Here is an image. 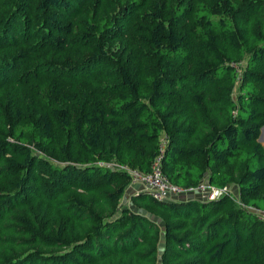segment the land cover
<instances>
[{"label":"trees","instance_id":"1","mask_svg":"<svg viewBox=\"0 0 264 264\" xmlns=\"http://www.w3.org/2000/svg\"><path fill=\"white\" fill-rule=\"evenodd\" d=\"M243 57L234 100L206 98L199 79L229 90ZM262 124L264 0H0V264H264ZM158 154L169 181L233 183L241 205L117 207L129 176L103 162Z\"/></svg>","mask_w":264,"mask_h":264},{"label":"rangeland","instance_id":"2","mask_svg":"<svg viewBox=\"0 0 264 264\" xmlns=\"http://www.w3.org/2000/svg\"><path fill=\"white\" fill-rule=\"evenodd\" d=\"M124 36L126 37L127 33H125ZM124 43H125L124 47H130L131 50H132L133 47L137 48V46L140 44L137 40H135L133 38V36H131L130 38L124 40ZM113 44H114V46H116L118 43L115 40L113 42ZM113 48H115V47H113ZM78 51H79L78 48L71 47L69 52H68V55L70 56V58H73V57L76 56ZM32 53H36L37 56H39V54H41V51H37L36 50V51H33ZM244 60H245V57L239 59L238 62H237L238 66L235 65V66H237V70H235V72L233 71V73H234L233 85H231L229 90H225L221 85H218L219 83L216 80H206L204 78L199 79L198 83L202 84L201 89L205 90V92H206L205 97L206 98L207 97H212L218 103H222L225 99L234 100V96H235V93L237 91L236 87H237V84H238V80H239V78L241 76V67L244 66ZM182 63H183V66L181 68H179L178 71H180V72L188 71V69L191 66L194 67V58H193V56H190L188 59H185L184 61H182ZM189 76L190 77H194L193 72L190 73ZM169 96L177 97V95H175V94H170ZM257 141L261 144L262 147H264V126L260 130L259 138L257 139ZM200 181L207 182L205 177L202 178ZM226 185H227L228 195L233 198V202L235 204L240 202L239 199H237L236 189L234 187V184L233 183H228ZM9 187H10V184H8L7 186H4L3 188H9ZM140 191H142V187L139 184H128V185H126L124 187V190H123V193H122L121 197L118 200L117 207L129 206L130 205L129 197L131 195H133L134 193L140 192ZM185 196L186 195H184V194H177V195L173 196L172 199H179V198H183ZM192 198L198 199L196 194H193ZM36 207H37V203L31 201L27 205L26 209H28V211H30V212H32L35 209L36 210H38V209L41 210L40 206H38V208H36ZM249 209L251 211H253V212L255 210V213H256V212H258L259 208L250 207ZM17 212L18 211H15V214H17ZM47 214L48 213H47V210H46L45 215H47ZM12 223H13V226H11V225L7 226L8 230L18 231V228L20 226H23L21 224L15 223V222H12Z\"/></svg>","mask_w":264,"mask_h":264},{"label":"built area","instance_id":"3","mask_svg":"<svg viewBox=\"0 0 264 264\" xmlns=\"http://www.w3.org/2000/svg\"><path fill=\"white\" fill-rule=\"evenodd\" d=\"M105 166H117L124 170L129 176V183L139 184L142 190L146 191L149 196L157 201L172 199L177 194L192 196L196 194L198 199L209 200L228 194L227 185H212L208 182L198 181L194 185L179 186L169 181L161 172L159 163V154L154 156L149 163L147 171H139L135 168H129L123 164H116L112 161L103 162ZM238 205H241L238 202ZM255 212V210H254ZM257 216L264 219V209H258Z\"/></svg>","mask_w":264,"mask_h":264},{"label":"water","instance_id":"4","mask_svg":"<svg viewBox=\"0 0 264 264\" xmlns=\"http://www.w3.org/2000/svg\"><path fill=\"white\" fill-rule=\"evenodd\" d=\"M263 126H264V124L260 125V127H259V133H260V129H261ZM259 133H258V135H257L256 139H258V138H259Z\"/></svg>","mask_w":264,"mask_h":264},{"label":"bare ground","instance_id":"5","mask_svg":"<svg viewBox=\"0 0 264 264\" xmlns=\"http://www.w3.org/2000/svg\"><path fill=\"white\" fill-rule=\"evenodd\" d=\"M261 130V129H260Z\"/></svg>","mask_w":264,"mask_h":264}]
</instances>
